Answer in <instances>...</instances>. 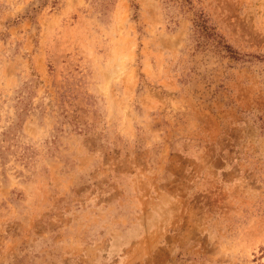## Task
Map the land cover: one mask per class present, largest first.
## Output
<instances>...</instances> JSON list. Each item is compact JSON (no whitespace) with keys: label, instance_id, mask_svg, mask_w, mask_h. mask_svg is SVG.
Listing matches in <instances>:
<instances>
[{"label":"rangeland","instance_id":"1","mask_svg":"<svg viewBox=\"0 0 264 264\" xmlns=\"http://www.w3.org/2000/svg\"><path fill=\"white\" fill-rule=\"evenodd\" d=\"M263 249L264 0H0V264Z\"/></svg>","mask_w":264,"mask_h":264},{"label":"trees","instance_id":"2","mask_svg":"<svg viewBox=\"0 0 264 264\" xmlns=\"http://www.w3.org/2000/svg\"><path fill=\"white\" fill-rule=\"evenodd\" d=\"M199 22L196 24V34L198 37L203 36L206 39L211 38L216 43V46L221 49L229 50V46L225 44V41L217 31L216 27L205 16L200 15ZM264 254V249L262 255Z\"/></svg>","mask_w":264,"mask_h":264}]
</instances>
